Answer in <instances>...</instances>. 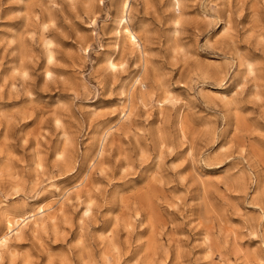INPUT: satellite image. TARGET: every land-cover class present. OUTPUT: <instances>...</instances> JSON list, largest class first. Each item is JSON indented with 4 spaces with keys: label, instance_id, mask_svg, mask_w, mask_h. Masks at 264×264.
<instances>
[{
    "label": "rangeland",
    "instance_id": "374dc122",
    "mask_svg": "<svg viewBox=\"0 0 264 264\" xmlns=\"http://www.w3.org/2000/svg\"><path fill=\"white\" fill-rule=\"evenodd\" d=\"M26 213L0 264H264V0H0V236Z\"/></svg>",
    "mask_w": 264,
    "mask_h": 264
},
{
    "label": "bare ground",
    "instance_id": "6f19581e",
    "mask_svg": "<svg viewBox=\"0 0 264 264\" xmlns=\"http://www.w3.org/2000/svg\"><path fill=\"white\" fill-rule=\"evenodd\" d=\"M128 7H129V4H128V2L127 1H123V3H121V12L123 13V12H126L127 10H128ZM124 14V13H123ZM122 20V19H121ZM120 22V21H119ZM125 21L123 20V23H124ZM123 28V35H125V38L127 39V41H128V43H129V45H131V46H133V47H138L137 46V41H136V36H135V33L134 32H130L129 30H128V28L127 27H122ZM112 65V64H111ZM113 66V65H112ZM100 150H102L101 148L99 149V151ZM101 152V151H100ZM99 152V153H100ZM76 189V188H75ZM49 207V206H48ZM50 207H51V205H50ZM49 207V208H50ZM45 208V207H44ZM43 206L40 204V205H38L37 206V212L38 213H42L43 212ZM87 211V210H86ZM89 211V210H88ZM88 213V212H87ZM32 217V223H33V225H36V222H37V220L34 218L35 216H34V214H32V213H26V214H24V215H22V216H19V217H13L12 219H10V220H7V218H6V220H7V222H6V224H7V228L5 227V229H6V232H4L3 233V235L2 236H0V250L1 249H5V248H7L8 246H7V242H8V237H9V235L13 232V234L12 235H14V236H18L19 234H21V229H22V227L23 226H26V224L27 223H24L25 222V220H27V219H29V218H31ZM15 225V229L13 228L12 229V227ZM35 227V226H34ZM18 238V237H17ZM8 249V248H7ZM2 254V253H1Z\"/></svg>",
    "mask_w": 264,
    "mask_h": 264
}]
</instances>
